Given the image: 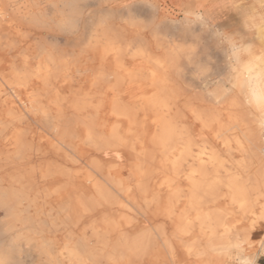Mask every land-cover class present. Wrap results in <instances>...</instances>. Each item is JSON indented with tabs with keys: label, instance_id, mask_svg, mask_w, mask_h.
Segmentation results:
<instances>
[{
	"label": "bare ground",
	"instance_id": "obj_1",
	"mask_svg": "<svg viewBox=\"0 0 264 264\" xmlns=\"http://www.w3.org/2000/svg\"><path fill=\"white\" fill-rule=\"evenodd\" d=\"M133 1L136 8L127 0H0V209L7 218L0 258L9 264L29 251L46 264H155V230H139L137 217L98 213L104 205L173 220L177 244L192 257L177 264H222L198 253L225 232L247 237L255 248L251 236L257 224L264 225V134L236 100L226 101L223 123L219 111L204 108L189 92L186 79L194 80L195 67L180 60L187 50L175 43L198 45L194 63L206 64L204 35L212 39V33L172 23L199 10L218 29L238 32L237 3ZM92 5L97 8L90 10ZM138 5L162 16L143 24ZM193 123L197 133L213 134L222 154L212 149L203 159L210 144L194 139ZM43 143L53 158L43 160ZM106 152L112 159L104 160ZM116 194L125 203L116 202ZM217 197L224 200L219 231L210 225L215 216L204 210ZM47 198L56 206L29 210ZM234 207L249 227L227 224ZM46 218L65 230L56 253L43 233ZM79 226L78 232L70 229Z\"/></svg>",
	"mask_w": 264,
	"mask_h": 264
},
{
	"label": "clouds",
	"instance_id": "obj_2",
	"mask_svg": "<svg viewBox=\"0 0 264 264\" xmlns=\"http://www.w3.org/2000/svg\"><path fill=\"white\" fill-rule=\"evenodd\" d=\"M153 9H155L153 7ZM241 27L243 33H229L216 27V23L199 10H189L173 24L185 30L199 26L204 32L211 31L216 47L224 57L225 72L217 76L210 61L207 64L194 63L198 45H179L187 50L181 57L189 66L195 67L193 79L200 82L196 90L214 104L236 100L247 110L252 126L264 134V0H241ZM179 60V63H180ZM177 65L181 77L184 70ZM200 256L214 258L222 264H257L264 249L253 251L247 237L238 233L215 236L209 240ZM0 264H9L0 258Z\"/></svg>",
	"mask_w": 264,
	"mask_h": 264
},
{
	"label": "rangeland",
	"instance_id": "obj_3",
	"mask_svg": "<svg viewBox=\"0 0 264 264\" xmlns=\"http://www.w3.org/2000/svg\"><path fill=\"white\" fill-rule=\"evenodd\" d=\"M222 1V0H221ZM237 3V11L234 12V20L238 21L239 23H241V0H234ZM126 5L129 7H133L136 8V3H134L133 0H127ZM132 5V6H131ZM222 5V4H221ZM140 6V8L138 9V11H140L139 13V20L143 22V24H147L150 23L151 19L154 18H160V16H162V14H155L153 15L151 13V11L145 7V6ZM113 7H115V5H113ZM97 8V5H92V7H90V10H95ZM220 8V7H218ZM182 15H177V17H173L174 19L178 20L181 19ZM172 18V17H171ZM147 31V30H146ZM238 32L243 33L242 30L238 29ZM81 32L77 35V37L80 39L81 38ZM205 39V43L208 46V53L210 54V60L208 61V63L210 61H215V63L211 64V67L213 68L214 73L219 76L222 75L225 72V68L223 67V61H222V55L220 53V50H218L217 48L214 47V43L212 41V39L208 36V35H204ZM83 42L82 39H80L79 43L81 44ZM80 52V45L76 47L75 53L78 54ZM207 64V63H206ZM89 65L93 66V63H90ZM224 68V70H219L216 71L217 68ZM139 69L142 71H148V69L146 68V66L143 65H139ZM190 75H187V83H188V87H189V92L190 93H195L198 94V96L202 99V104L204 106V108H214L216 109V111H220V114L222 115L221 117V121L223 123H225L227 121V117H226V101L223 102L222 104H214L212 103L210 100H208L205 95L201 92H198L196 90H199L201 87V84L199 82H196L195 80L191 81V78L189 77ZM136 102H140V98L138 97L134 99ZM112 122V121H110ZM109 122V123H110ZM193 129L191 131L192 136L194 137V139H196L197 141H208L209 142V146H207L208 148H212L214 150H216V147L219 149L220 147H218L220 144L218 142V140H214L213 138V134L210 131H205L204 134H200L197 133V129L198 126L196 123H193ZM44 148L47 149V156L43 159H48V158H53V154L52 151L50 150L48 144L43 143L42 144ZM216 146V147H215ZM224 147V146H221ZM195 149V148H194ZM211 149L207 150L202 154L203 159H208V157L211 155L212 151H210ZM217 151V150H216ZM195 153H199L197 150L194 151ZM218 152V151H217ZM221 152V151H220ZM219 152V153H220ZM50 153V154H49ZM222 154V153H220ZM224 155V154H223ZM238 155L237 158H240V154H236ZM104 160H110L112 159V155L109 152L104 153L103 155ZM41 160V161H43ZM121 160V159H120ZM40 161V160H39ZM62 160L60 159V162ZM87 168L86 165V160H82L80 161L79 164V169L80 170H84ZM131 179V182L134 183L133 179ZM45 184V183H44ZM48 186V185H47ZM91 194V193H90ZM89 195V194H88ZM94 196V197H93ZM92 196V200H94L96 197L93 194ZM145 197V196H143ZM143 197H139L138 201L139 202H143ZM50 199V200H49ZM160 199L162 200V197H160ZM125 197H123V195H118L116 194V202H121V203H125ZM53 199L52 198H47L45 201L44 199H40L37 202H35V205H32L31 208H29V210L33 213V211L36 210V208H42L43 211H47L49 209H51L52 207H55L56 204L52 202ZM160 201V200H159ZM34 206V208H33ZM181 208V207H180ZM179 208V209H180ZM56 210V209H55ZM229 211V209H228ZM233 210L229 211L230 215L228 216V221L227 224L230 225H235L236 229H243L246 227L250 226L249 221L246 220H241L240 217L238 215H236L235 213H232ZM260 211V205L258 204V206L255 208V214H258ZM98 213H112V212H116L117 214L115 216H129V217H137V228L139 230H145V229H153L155 230V234H156V241H157V248H156V263L155 264H177L179 262H186L191 260L192 257H187L186 253L184 251V249H182L176 242V238H175V233H176V226L175 223L173 222V220H170L168 218H165V216L157 214H149V215H140L137 214L135 212L134 207L129 206L128 208H124L121 206H112L109 207L107 205H104L102 207L99 208V210H97ZM55 213V212H54ZM193 212L190 211V216H192ZM255 218V215H254ZM7 220L6 218V213L3 209H0V228L3 226V223H5ZM49 221V219H48ZM47 218H46V222L44 223V235L47 236L49 238V240L51 241L50 243V250L53 253H56L58 248L60 246L63 245L64 243V233L65 230L63 228V226L59 223L57 226L54 225H50V221L48 222ZM48 222V223H47ZM259 225V224H257ZM49 227V228H48ZM83 226H79V227H71L70 229L74 230L75 232H78L80 230V228H82ZM53 229V230H51ZM163 233V236L160 237L159 234ZM11 235H13L14 233H10ZM88 234H91V231L88 230ZM207 234V232H206ZM263 234V233H261ZM259 236V235H258ZM258 238V237H257ZM167 240V242L169 244H171L172 249L171 252H169L166 249V246L164 245V241ZM93 242H95V239H93ZM3 243V239L2 237H0V245ZM261 248L260 247H256L254 248L253 251H260ZM39 256V257H38ZM42 256L38 255L37 252L35 251H29V252H24L22 255H20V257H14V264H44L46 258L42 257L43 259H41ZM44 261V262H43ZM179 261V262H178ZM46 264V263H45ZM145 264V263H144ZM257 264H264V259H260L259 262Z\"/></svg>",
	"mask_w": 264,
	"mask_h": 264
},
{
	"label": "crops",
	"instance_id": "obj_4",
	"mask_svg": "<svg viewBox=\"0 0 264 264\" xmlns=\"http://www.w3.org/2000/svg\"><path fill=\"white\" fill-rule=\"evenodd\" d=\"M224 67V66H223ZM219 70H224V68L220 69L219 67L216 69V71H219ZM209 108V107H208ZM218 111V110H217ZM220 113V111H219ZM220 144V143H219ZM216 147V146H215ZM220 147L219 149L216 147V150L218 152L222 151V147H221V144L218 146ZM212 150V148H209ZM214 150V149H213ZM224 204V200H222L220 197H217L215 202H212V200H209V203L204 207V210L210 214L211 216H215V218L213 219V221L210 223V225H212L213 227H216L218 226L219 224L217 223V216H220V210L222 208ZM230 210H235V207L234 208H230ZM261 210V208H260ZM216 212V214L214 213ZM260 213V211H259ZM258 213V214H259ZM257 215V214H255ZM217 228V227H216ZM218 230V228L216 229ZM219 231V230H218ZM263 233V234H261ZM259 235V236H258ZM258 237V238H257ZM264 240V225L263 224H259V226L254 230L252 236H251V241L254 243V247L256 248L257 246L260 247V243ZM260 242V243H259ZM259 243V244H258ZM260 259H264V255H261L259 260ZM259 260L257 261V263L259 262Z\"/></svg>",
	"mask_w": 264,
	"mask_h": 264
}]
</instances>
